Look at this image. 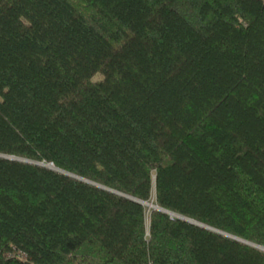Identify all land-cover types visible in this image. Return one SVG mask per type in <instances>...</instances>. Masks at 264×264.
Returning <instances> with one entry per match:
<instances>
[{
	"label": "trees",
	"instance_id": "obj_1",
	"mask_svg": "<svg viewBox=\"0 0 264 264\" xmlns=\"http://www.w3.org/2000/svg\"><path fill=\"white\" fill-rule=\"evenodd\" d=\"M0 264H264V0H0ZM120 193V194H118Z\"/></svg>",
	"mask_w": 264,
	"mask_h": 264
},
{
	"label": "water",
	"instance_id": "obj_2",
	"mask_svg": "<svg viewBox=\"0 0 264 264\" xmlns=\"http://www.w3.org/2000/svg\"><path fill=\"white\" fill-rule=\"evenodd\" d=\"M0 158H4V159H8V160H17V161H22V162H27V163H33V164H37V165H43V166H45V167L52 168V169H54V170H56V171H59V172H61V173H64V174H66V175H69V176H71V177H74V178H77V179H81V180L86 181V182H88V183H90V184H93V185H95V186H98V187H101V188L106 189L105 187H103V186H101V185H98V184H96V183H93V182L87 181V180L82 179V178H80V177H77V176H75V175H73V174H71V173H68V172L63 171V170H61V169H58V168H56L52 163H51V164H43V163L33 162V161H30V160H27V159H23V158H19V157L7 156V155H2V154H0ZM106 190L112 191V190H110V189H106ZM112 192H115V191H112ZM118 194H120V193H118ZM120 195H122V196H124V197H126V198H129V199H131V200L137 201V202H139V203L145 205V202H144V201L134 199V198L129 197V196L124 195V194H120ZM155 209L160 210V211H163V212H165V213H167V214H170V215L172 216V218H178V219H182V220L188 221V222H190V223H192V224H195V225L201 226V227H203V228L209 229V230H211V231L217 232V233H219V234H222V235L228 236V237L233 238V239H235V240H238V241L244 242V243H246V244H250V245H252V246H254V247H256V248H259V249H261V250L264 251V248H263V247H260V246H258V245H255V244H252V243L246 242V241H244V240H242V239H240V238H237V237H235V236H232V235H229V234H227V233H224V232H221V231H219V230H216V229H213V228H211V227H208V226H206V225H204V224H202V223H200V222H198V221H196V220L190 219V218H188V217H185V216H182V215H179V214H175V213L170 212V211H168V210H165V209H163V208H161V207H159V206L155 207Z\"/></svg>",
	"mask_w": 264,
	"mask_h": 264
},
{
	"label": "bare ground",
	"instance_id": "obj_3",
	"mask_svg": "<svg viewBox=\"0 0 264 264\" xmlns=\"http://www.w3.org/2000/svg\"><path fill=\"white\" fill-rule=\"evenodd\" d=\"M145 206H146L147 210H151V209L157 207L156 203H155V200H151V201L145 202Z\"/></svg>",
	"mask_w": 264,
	"mask_h": 264
},
{
	"label": "rangeland",
	"instance_id": "obj_4",
	"mask_svg": "<svg viewBox=\"0 0 264 264\" xmlns=\"http://www.w3.org/2000/svg\"><path fill=\"white\" fill-rule=\"evenodd\" d=\"M151 200H153V199H151ZM151 200H150V201H151ZM155 203H156V201H155ZM156 206H158L157 203H156ZM145 208H146V207H145ZM152 210H157V209L153 208V209H151V210H147V208H146V214H147V226H148V227H149L150 213L152 212Z\"/></svg>",
	"mask_w": 264,
	"mask_h": 264
}]
</instances>
